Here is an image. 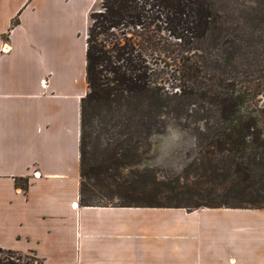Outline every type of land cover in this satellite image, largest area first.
<instances>
[{
  "label": "trees",
  "instance_id": "16d2710c",
  "mask_svg": "<svg viewBox=\"0 0 264 264\" xmlns=\"http://www.w3.org/2000/svg\"><path fill=\"white\" fill-rule=\"evenodd\" d=\"M245 1L100 0L86 39L82 207L264 209V1ZM174 131L189 158L161 178L144 155ZM28 258L41 264L0 249V264Z\"/></svg>",
  "mask_w": 264,
  "mask_h": 264
},
{
  "label": "crops",
  "instance_id": "0c3cea01",
  "mask_svg": "<svg viewBox=\"0 0 264 264\" xmlns=\"http://www.w3.org/2000/svg\"><path fill=\"white\" fill-rule=\"evenodd\" d=\"M99 2L0 0V249L41 264H264V209L80 205L86 39Z\"/></svg>",
  "mask_w": 264,
  "mask_h": 264
},
{
  "label": "rangeland",
  "instance_id": "374dc122",
  "mask_svg": "<svg viewBox=\"0 0 264 264\" xmlns=\"http://www.w3.org/2000/svg\"><path fill=\"white\" fill-rule=\"evenodd\" d=\"M264 1V0H262ZM215 3L220 5H228L229 0H214ZM239 3L242 6H249L247 5V1L239 0ZM225 5V6H226ZM99 8V4L96 6V9ZM84 16L82 15L80 19L74 23L75 26L78 27V42L80 46L83 45V36L85 35L86 31V21L84 20ZM259 89L258 93L255 95L254 104L259 109L264 110V77L262 78L261 82H259ZM81 88H78L74 92V96L76 92H80ZM174 130V129H173ZM175 139H165L161 140V144L154 152L144 155L143 163L144 166L151 168L154 170V173L158 177L164 178H173L178 175L181 171L182 166L186 164L188 160V156L186 153L187 148L190 147L191 140L187 135L184 133H178V131H174ZM177 137V139H176ZM105 202V201H104ZM115 203V201H112ZM106 203V202H105ZM31 257V256H30ZM24 264H38L36 261L32 260L31 258L26 259Z\"/></svg>",
  "mask_w": 264,
  "mask_h": 264
},
{
  "label": "built area",
  "instance_id": "2783aa9c",
  "mask_svg": "<svg viewBox=\"0 0 264 264\" xmlns=\"http://www.w3.org/2000/svg\"><path fill=\"white\" fill-rule=\"evenodd\" d=\"M9 50H10V48L7 46V44H4V46L2 48V52L7 53ZM42 85H43V87H46L47 81H44ZM74 206L76 207V205H74Z\"/></svg>",
  "mask_w": 264,
  "mask_h": 264
}]
</instances>
